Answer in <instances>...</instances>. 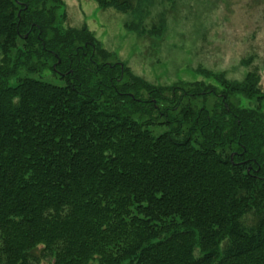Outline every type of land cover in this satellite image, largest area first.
I'll list each match as a JSON object with an SVG mask.
<instances>
[{"label": "trees", "instance_id": "trees-1", "mask_svg": "<svg viewBox=\"0 0 264 264\" xmlns=\"http://www.w3.org/2000/svg\"><path fill=\"white\" fill-rule=\"evenodd\" d=\"M63 4L0 0V264H264V113L231 101L256 67L210 109L109 62Z\"/></svg>", "mask_w": 264, "mask_h": 264}, {"label": "rangeland", "instance_id": "rangeland-1", "mask_svg": "<svg viewBox=\"0 0 264 264\" xmlns=\"http://www.w3.org/2000/svg\"><path fill=\"white\" fill-rule=\"evenodd\" d=\"M62 1V26H85L110 55L109 62L151 85L209 87L210 109L225 95L224 84L240 87L247 71L256 67L257 96L248 99L235 90L231 101L260 105L264 113V0H133L126 9L102 8L96 0ZM30 76L64 82L49 69ZM163 127L156 125L153 132Z\"/></svg>", "mask_w": 264, "mask_h": 264}]
</instances>
